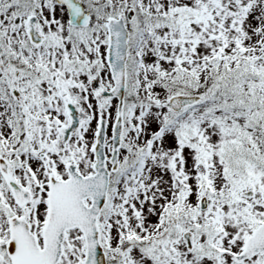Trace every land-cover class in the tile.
Segmentation results:
<instances>
[{"label": "snow or ice", "instance_id": "1", "mask_svg": "<svg viewBox=\"0 0 264 264\" xmlns=\"http://www.w3.org/2000/svg\"><path fill=\"white\" fill-rule=\"evenodd\" d=\"M0 264H264V0H0Z\"/></svg>", "mask_w": 264, "mask_h": 264}]
</instances>
